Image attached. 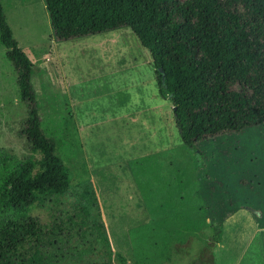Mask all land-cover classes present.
<instances>
[{"label": "rangeland", "instance_id": "374dc122", "mask_svg": "<svg viewBox=\"0 0 264 264\" xmlns=\"http://www.w3.org/2000/svg\"><path fill=\"white\" fill-rule=\"evenodd\" d=\"M0 4L13 39L33 65L37 111L44 135L55 142L54 155L70 186L92 183L112 253L73 232L70 244L81 261L122 264L120 255L126 264H264V125L189 149L159 96L153 66L146 64L152 63L149 52L130 29L56 42L43 0ZM5 52L0 43V155L12 159L31 184L47 172L45 156L23 135L27 108ZM129 63H138L139 72L128 79L141 83L123 88ZM79 76L87 78L84 89L69 91L68 80ZM161 105L164 121L158 117ZM144 107H155L154 117L136 112ZM160 143L166 152L159 153ZM60 198L73 207L74 198ZM48 208L37 202L31 215L47 222ZM214 226L219 242L212 241Z\"/></svg>", "mask_w": 264, "mask_h": 264}, {"label": "trees", "instance_id": "16d2710c", "mask_svg": "<svg viewBox=\"0 0 264 264\" xmlns=\"http://www.w3.org/2000/svg\"><path fill=\"white\" fill-rule=\"evenodd\" d=\"M43 2L56 42L121 28L132 31L151 56L159 96L171 102L187 148L264 125V0ZM0 43L27 108L23 135L44 153L47 170L26 184L12 159L0 155V264H87L73 252V232L102 243L111 254L91 181L70 186L64 165L54 155V140L42 131L31 84L33 65L13 39L1 4ZM64 194L74 198L73 207L58 202ZM37 202L48 203L47 222L31 215ZM213 230L212 241L219 242L220 228Z\"/></svg>", "mask_w": 264, "mask_h": 264}, {"label": "crops", "instance_id": "0c3cea01", "mask_svg": "<svg viewBox=\"0 0 264 264\" xmlns=\"http://www.w3.org/2000/svg\"><path fill=\"white\" fill-rule=\"evenodd\" d=\"M113 41V40H112ZM114 42V41H113ZM150 55V54H149ZM57 57H58V59L60 60L61 59V57L59 56V54L57 53ZM151 57V56H150ZM148 66H151V64H152V66H153V63H146ZM138 63H133L132 65H130V63L127 65V66H125L124 64L122 65V66H125V72H126V75L124 76V77H126L127 78V83L128 84H123L122 82H121V84L120 85H123V88H125L126 87V85H139L141 82H140V78L138 77H136V79H128V78H131V76L132 75H134V74H136L137 75V72H139V69H138ZM153 69V74H154V81H156V79H155V69H154V67L152 68ZM117 74V72L115 71V73L113 74V76H115ZM86 77L85 76H79V77H77L76 79H71V80H68V82H67V86H68V89H69V91H76L75 90V87L77 88V89H80V90H83L84 89V85H86ZM71 98H73L72 96H71ZM161 98V97H160ZM161 100H162V102H163V105L166 107V103H168L169 104V109H170V113H168V116H170V114L171 115H173V107H172V105H171V103H170V101L168 100V99H163V98H161ZM163 106V107H164ZM163 107H162V105L159 107V111H160V113H162V114H159V118L161 119V120H166V117H168L166 114H165V111L164 110H161V109H163ZM69 108H71L70 106H69ZM171 111H172V113H171ZM138 114H141V115H146L147 117H149L150 115L152 116V117H154V115H155V112H156V108L155 107H144V108H141V109H139L138 111H136ZM127 115H130V114H127ZM71 115H69V117H70ZM126 116V115H125ZM70 118H72L73 120H74V117H70ZM59 119H61V118H59ZM59 119H57V120H55L54 122H56V121H58ZM170 125H171V122H170ZM75 126H76V123H75ZM154 126H157L156 124L154 125ZM161 131H162V129H161ZM75 133H76V136L74 137V139H79V141H80V147H81V149H82V151H83V143H81V140H80V137H79V134H78V132L77 131H75ZM179 134V133H178ZM70 143H73L71 140H70ZM161 145L159 146V147H162L163 148V150H161V151H159V153H164V152H166L167 150V148H168V146L167 145H165V144H163V143H160ZM158 149H160V148H158ZM146 155H149V156H152V155H154V153L152 154V153H149V154H146ZM138 159H140L139 157H138ZM171 160H170V157H166V158H164V163L166 164V165H171V162H170ZM164 175V174H163ZM163 175H161V174H157V176H156V179H159L160 178V176H163Z\"/></svg>", "mask_w": 264, "mask_h": 264}]
</instances>
